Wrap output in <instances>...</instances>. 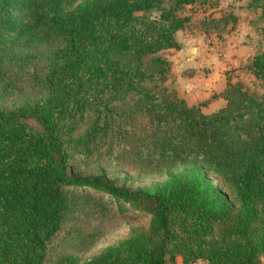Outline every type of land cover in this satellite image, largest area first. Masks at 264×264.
I'll use <instances>...</instances> for the list:
<instances>
[{
  "label": "trees",
  "instance_id": "obj_1",
  "mask_svg": "<svg viewBox=\"0 0 264 264\" xmlns=\"http://www.w3.org/2000/svg\"><path fill=\"white\" fill-rule=\"evenodd\" d=\"M208 1L0 0V98L27 73L40 91L0 107V264H263L264 54L248 67L263 92L229 78L214 113L168 86L163 52L180 48L186 7ZM252 7L264 18V0ZM125 156L168 181L131 191L80 174ZM109 202L149 228L88 259L47 261L68 216Z\"/></svg>",
  "mask_w": 264,
  "mask_h": 264
},
{
  "label": "rangeland",
  "instance_id": "obj_2",
  "mask_svg": "<svg viewBox=\"0 0 264 264\" xmlns=\"http://www.w3.org/2000/svg\"><path fill=\"white\" fill-rule=\"evenodd\" d=\"M159 15L156 11L147 14L151 18ZM184 16L190 22L177 34L180 48L163 52L172 65L169 87L176 89L190 106H200L205 114L214 113L226 105L222 93L229 78L232 82H243L252 91L263 92L261 83L248 69L255 56L264 54V18L260 10L252 7V0H209L205 5L187 6ZM227 18L232 19L230 24H215L209 32L205 31L204 22ZM43 67L38 66V69ZM18 87L20 91L12 97L0 98L1 108L16 110L40 95L28 73L20 78ZM30 122L39 128L35 121ZM167 173L164 169L157 172L129 156L106 158L98 166L80 169L83 176L104 174L117 181L118 186L131 191L165 183ZM211 179L232 199L222 178L212 176ZM109 199L105 196L103 201ZM95 205V210L81 208L68 216L60 233L50 242L49 263L64 255L91 258L129 238L134 229L147 230L150 226L151 217L146 214L121 213L116 203L109 202L108 206L101 208H97L98 203ZM178 264H181L180 259ZM198 264L205 263L200 261Z\"/></svg>",
  "mask_w": 264,
  "mask_h": 264
}]
</instances>
